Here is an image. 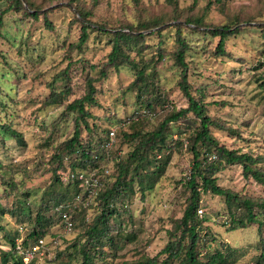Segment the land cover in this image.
<instances>
[{
	"label": "trees",
	"instance_id": "obj_1",
	"mask_svg": "<svg viewBox=\"0 0 264 264\" xmlns=\"http://www.w3.org/2000/svg\"><path fill=\"white\" fill-rule=\"evenodd\" d=\"M98 3L99 0H0V4H4L0 7V37L7 14H18L20 21H29L31 25L40 23L43 29L51 31L53 26L48 19L49 13L65 8L72 14V22L78 24L79 33L76 42L68 46L69 52L72 49L82 51L90 33L94 32L107 35L108 46L101 62L86 66L79 97L69 102L65 100L70 91L68 81L64 79L69 63L60 74L52 77V82L63 78L66 85L59 93L51 91L43 107H61L59 117L69 120L72 130L67 138L54 146L48 157L47 162L52 165L51 178L37 206L27 201V192L16 196V167L0 163V182L9 193L16 191L14 203L7 212L15 217L18 227H26L24 223L29 227L23 233L22 244H31L39 237L50 238V242L45 243V247H50L51 241L56 239L52 228L61 227L59 213L65 211L66 204L80 192L77 182L68 180V174L87 168L98 169L96 175L100 188L97 196L88 209L80 208L70 214L72 232L78 227L80 234L65 250L55 251L51 261L64 256L66 261L63 264H112L118 252L131 241L128 236L119 235L124 225L131 221L128 205L136 194L142 199L145 193L153 190L165 173L173 153L183 152L189 156L190 165L188 173L177 184L187 196L179 218H172L170 227L165 230V244L151 257L137 254L134 260H121L117 264H236L245 255L244 250L225 243L206 247V244L209 246L214 242V238L205 225L210 217L200 214L201 211L197 213L203 194L221 200L224 220L219 225L226 231L250 226L255 228L260 248L254 264H264V198L243 196L222 188L217 185L216 176L228 167L238 166L242 178L264 186V168L260 165L262 158L249 152L226 149L210 134V128L235 132L208 116L204 87L189 83V64L186 61V54L195 43L191 38L194 34L215 40L208 56L217 59L227 56L225 42L229 37L240 34L247 25L258 29L264 27L256 26L251 17L253 14L239 10L228 15L225 23H208L205 17L210 7L215 6L224 13V0H206L205 5L197 10V0H191L190 5L184 8L178 6L177 0H164L163 7L155 13L146 9L141 0H128L124 5L130 8L131 19L126 18L110 26L91 20ZM165 33L174 45L168 51L163 46ZM150 37L156 38L155 44L148 42ZM153 47L154 50L150 51ZM122 67L129 68L133 74L121 94L134 93V109L128 116L104 128L95 123L96 117L91 110L100 108L96 98L99 90L95 84L104 79L108 71ZM163 68L174 69L176 85L185 98L184 108L176 109L167 101L159 84V70ZM260 80V103L264 109V76L261 75ZM3 104L0 88V111ZM156 106L158 109L154 110ZM151 119H156L157 123L150 125L148 122ZM182 122L192 125L173 133L171 125L179 127ZM112 126L117 128L121 144L128 149L124 156H120V151L115 150V140L107 149L105 160L103 145ZM83 133L88 138H84ZM4 136L23 145L21 135L0 121V148ZM102 160L107 167L106 174L98 167ZM5 211L0 207L1 214ZM0 233L6 247L0 250L2 264H21L13 252L14 240L20 237L17 229L0 227ZM37 261L33 259L29 264H36ZM43 261L51 262L47 259Z\"/></svg>",
	"mask_w": 264,
	"mask_h": 264
},
{
	"label": "rangeland",
	"instance_id": "obj_2",
	"mask_svg": "<svg viewBox=\"0 0 264 264\" xmlns=\"http://www.w3.org/2000/svg\"><path fill=\"white\" fill-rule=\"evenodd\" d=\"M128 0H99L93 11V22L116 25L118 21L131 19ZM150 12H156L163 7L164 0H141ZM191 0H177L180 8L190 5ZM206 0H197L195 10L205 5ZM225 11L221 13L215 6L208 10L205 20L213 25L225 23L228 15L239 10L242 13L253 14L256 26L264 27V0H224ZM4 4H0V7ZM51 5H54L52 3ZM53 28L51 31L42 28L40 23L29 24L20 21L18 14H7L4 18V28L0 37V88L2 90L3 107L0 111V121L15 130L22 137L23 145H19L10 137H2L0 148V163L16 167L18 173L16 191L8 192L0 182V207L5 214L0 213V227L5 229H21V234L29 228L18 227L15 217L7 212L14 203L15 194L27 192V201L37 206L39 197L50 182L52 165L47 162L55 145L71 134L72 125L67 119H60L61 107L57 105L43 107V102L50 92L59 93L68 81L69 94L67 102L82 94L86 66L98 64L108 52L107 35L90 33L89 39L82 51H68V46L76 42L78 24L72 22V14L65 8H59L48 15ZM261 30H263L261 32ZM264 29L247 25L240 34L229 37L225 42L227 56L213 59L208 52L215 46V40L203 38L194 34L195 41L186 54L189 64L188 81L191 84L204 87L206 110L208 116L220 121L224 128H230L235 133L210 128V134L218 144L229 150L249 152L260 156V165L264 168V109L260 103V76H264ZM164 48L171 50V40L168 33L164 34ZM190 39V38H189ZM156 38H149L150 44H155ZM154 47L152 48L153 51ZM149 54L146 55L148 57ZM67 76L52 77L60 74L67 64ZM159 84L166 99L176 109L186 106L185 98L176 85V73L173 68L161 69ZM133 74L127 67L110 70L106 77L95 86L99 90L96 95L100 108H94L92 114L95 123L101 127L110 126L114 122L128 116L134 109V93L124 91L132 80ZM158 106L154 107L157 110ZM157 123L156 119L148 122ZM182 126L171 125L173 133L181 132L192 124L182 122ZM105 128V127H104ZM117 140L115 150L124 156L127 147L121 144V138L115 126L109 127ZM84 138H88L84 133ZM185 135V134H184ZM117 136V138H116ZM91 137V136H90ZM116 151V152H118ZM189 156L181 152L173 153L165 173L158 184L142 199L136 194L128 205L131 221L124 225L120 236H128L126 246L118 252V257L112 264L121 260L130 261L137 254L155 255L165 244V230L170 227V220L179 218L187 196L177 183L188 173ZM217 185L227 188L243 196L264 198V186L245 180L240 173V167L231 166L218 173ZM201 213L210 217L205 225L214 238L207 248L220 243L244 250L245 255L236 264H254L259 254L256 230L253 226L245 229L226 231L219 224L223 222V204L217 197L203 194L198 208ZM221 215V216H220ZM55 236L54 245L48 247L46 256L36 264H63L64 256L56 257L55 251L66 249L77 236V227L70 234H63L55 226L52 228ZM133 233V235H131ZM0 233V250L6 247L2 243ZM133 236V238H132ZM49 243L50 238H45ZM51 244V243H50ZM54 247H57L53 249ZM204 249H202V252ZM43 259L51 262L45 263ZM0 264L2 261L0 260ZM10 264V263H8Z\"/></svg>",
	"mask_w": 264,
	"mask_h": 264
},
{
	"label": "built area",
	"instance_id": "obj_3",
	"mask_svg": "<svg viewBox=\"0 0 264 264\" xmlns=\"http://www.w3.org/2000/svg\"><path fill=\"white\" fill-rule=\"evenodd\" d=\"M144 113V112H142ZM146 113V112H145ZM112 131L107 133V142L103 145L104 158L106 160L108 153L107 149H110L114 144L115 140ZM94 160L95 156L92 157ZM104 160L99 162V169L103 174L107 173L106 164ZM98 169L87 168L86 170L74 171L68 174V180H74L80 188V192L75 194L70 201L66 204V210L59 213L61 224L60 231L67 235L72 232L73 223L70 219V214L76 212L80 208L88 209L93 199L97 196L98 190L100 188L99 177L96 175ZM200 213V210H197ZM20 237L14 240L13 252L21 261V264H29L33 259L39 260L46 256L48 248L45 247V239L36 238L31 244L26 246L22 244L23 233L21 234V229L17 230ZM55 240L51 241V245H54Z\"/></svg>",
	"mask_w": 264,
	"mask_h": 264
}]
</instances>
